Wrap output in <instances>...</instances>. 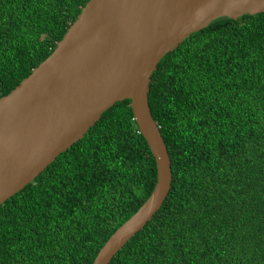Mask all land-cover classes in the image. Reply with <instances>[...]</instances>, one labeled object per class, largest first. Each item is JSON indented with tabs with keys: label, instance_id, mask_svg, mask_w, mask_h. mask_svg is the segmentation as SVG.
<instances>
[{
	"label": "trees",
	"instance_id": "obj_1",
	"mask_svg": "<svg viewBox=\"0 0 264 264\" xmlns=\"http://www.w3.org/2000/svg\"><path fill=\"white\" fill-rule=\"evenodd\" d=\"M89 2L0 0V99ZM149 97L172 190L111 264H264V13L193 34L160 62ZM157 181L131 101L119 102L0 206V264H94Z\"/></svg>",
	"mask_w": 264,
	"mask_h": 264
},
{
	"label": "water",
	"instance_id": "obj_2",
	"mask_svg": "<svg viewBox=\"0 0 264 264\" xmlns=\"http://www.w3.org/2000/svg\"><path fill=\"white\" fill-rule=\"evenodd\" d=\"M262 13L264 0H90L53 54L0 99V206L83 139L108 110L130 100L156 159L158 181L94 262L111 264L172 190L171 156L150 106L158 65L215 21Z\"/></svg>",
	"mask_w": 264,
	"mask_h": 264
}]
</instances>
